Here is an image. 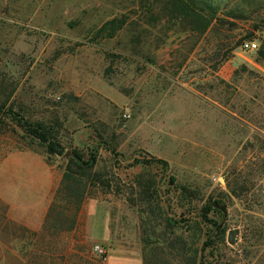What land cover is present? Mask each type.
Here are the masks:
<instances>
[{"label": "rangeland", "instance_id": "374dc122", "mask_svg": "<svg viewBox=\"0 0 264 264\" xmlns=\"http://www.w3.org/2000/svg\"><path fill=\"white\" fill-rule=\"evenodd\" d=\"M211 1L196 16L174 0H0V161L45 153L23 119L66 148L45 153L60 181L44 228L20 229L0 201L4 264L27 243L29 264H106L95 214L110 218L108 255L132 264H175L182 246L191 264H264V0ZM73 151L93 166L81 203L63 181ZM138 178L164 214L146 211Z\"/></svg>", "mask_w": 264, "mask_h": 264}, {"label": "crops", "instance_id": "0c3cea01", "mask_svg": "<svg viewBox=\"0 0 264 264\" xmlns=\"http://www.w3.org/2000/svg\"><path fill=\"white\" fill-rule=\"evenodd\" d=\"M59 176L57 165L50 164L45 153L31 150L8 153L0 161V201L8 207V214L4 218L20 224V229L39 231L46 222L44 213L59 185ZM27 208H38L39 211L28 213ZM92 234L108 247L106 240L112 239L113 236L110 218L104 214H95L92 220ZM4 245L0 235V264H4L3 255L7 249ZM30 249L33 250V247H29L27 243L23 247H11L9 250L11 255L17 256V264H29L28 260L24 261L22 253ZM133 259L126 252L113 253L108 255L106 264H132Z\"/></svg>", "mask_w": 264, "mask_h": 264}, {"label": "trees", "instance_id": "16d2710c", "mask_svg": "<svg viewBox=\"0 0 264 264\" xmlns=\"http://www.w3.org/2000/svg\"><path fill=\"white\" fill-rule=\"evenodd\" d=\"M181 2H184V0H180ZM192 4L189 3L186 4L185 8L183 6H180L178 2L174 0L173 7L177 10L178 8L181 10L186 11L187 15H200V12L204 9H208L211 14L217 13L218 7L213 4V2L210 0H192ZM211 21V20H210ZM126 23V19L124 18H114L106 23L112 24L113 29H119ZM7 104V101L3 102V104L0 105V125H6V122L3 121V118L1 116V109ZM21 121V120H20ZM23 123L21 122L20 128L24 132L26 137H29L31 140L37 141L41 146L45 148V153L47 154L48 160L53 155H63L66 148L62 145V143L55 137V135L52 133V131L45 127L43 124L35 121H31L28 119H23ZM74 158L71 157L67 163L66 169L64 171L63 175V181L65 184H68L66 186V190L72 191L73 194L69 195H76L78 197V201L80 203L84 200L85 193L83 189H79L83 184V178L85 176H90L92 172L91 169L93 168L92 164L86 162L87 168H83L82 164H84L83 157L77 153L76 151H73ZM161 161V160H160ZM79 162H81L79 164ZM162 162V161H161ZM173 179V178H172ZM138 185L140 187V195L144 196L147 203L149 204L146 211H149L151 215L158 216L160 214H164L163 211V205L161 201L159 200V192L156 189V183L152 182L150 184H144L143 181L138 178ZM77 188V189H76ZM57 198V197H56ZM143 202H146L145 200H142ZM156 205V206H155ZM79 205L78 207H80ZM218 211V210H217ZM205 218L209 223H213V225H216V222H214L213 219L207 218V215H205ZM224 233V232H223ZM209 245L212 244V242L208 243ZM186 250H184V247L182 246L181 251H178V260L175 264H184V259H187ZM186 264H191L190 260Z\"/></svg>", "mask_w": 264, "mask_h": 264}, {"label": "built area", "instance_id": "2783aa9c", "mask_svg": "<svg viewBox=\"0 0 264 264\" xmlns=\"http://www.w3.org/2000/svg\"><path fill=\"white\" fill-rule=\"evenodd\" d=\"M242 46L246 50H256L258 48V44L256 41H245ZM125 116H127V114H125ZM92 250L94 254L97 255L98 257L104 260L107 259L108 248L103 242L100 241L94 242Z\"/></svg>", "mask_w": 264, "mask_h": 264}, {"label": "water", "instance_id": "95a60500", "mask_svg": "<svg viewBox=\"0 0 264 264\" xmlns=\"http://www.w3.org/2000/svg\"><path fill=\"white\" fill-rule=\"evenodd\" d=\"M230 238L232 239V234L230 235Z\"/></svg>", "mask_w": 264, "mask_h": 264}]
</instances>
